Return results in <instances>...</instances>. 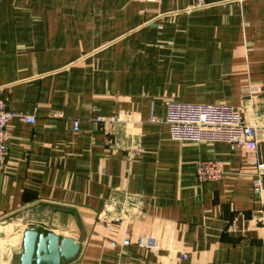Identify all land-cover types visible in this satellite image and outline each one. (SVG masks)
I'll use <instances>...</instances> for the list:
<instances>
[{"label":"crops","instance_id":"0c3cea01","mask_svg":"<svg viewBox=\"0 0 264 264\" xmlns=\"http://www.w3.org/2000/svg\"><path fill=\"white\" fill-rule=\"evenodd\" d=\"M188 5L0 0V98L16 115L0 219L31 211L28 227L75 238L60 264H264V176L256 196L247 152L172 141L163 122L175 81L201 65L217 81L204 102L235 106L264 162V0ZM207 159L225 174L199 184L195 163Z\"/></svg>","mask_w":264,"mask_h":264},{"label":"built area","instance_id":"2783aa9c","mask_svg":"<svg viewBox=\"0 0 264 264\" xmlns=\"http://www.w3.org/2000/svg\"><path fill=\"white\" fill-rule=\"evenodd\" d=\"M230 0H189L188 9L197 10L214 5H220ZM174 111V109L172 108ZM179 111L190 114V120H173L167 118L168 135L172 141L184 143H226L233 146L242 147L251 159L254 173L251 177L252 193L259 196L262 191V177L264 176V162L260 156L258 140L255 129L246 125L238 111L231 105L225 103L201 104L189 107H181ZM16 115L7 106L3 98H0V164L6 160L8 139V124ZM21 119L28 123H33V117L22 116ZM96 121H102L100 117H95ZM74 130L78 129V123H73ZM195 179L199 184L218 181L224 177V170L217 160H199L195 163ZM119 222V218L114 219ZM137 245L155 248L154 238L138 237ZM117 244L127 246L130 244L129 236H125L120 242L115 239H103V247H113ZM182 259L186 255L181 256Z\"/></svg>","mask_w":264,"mask_h":264},{"label":"rangeland","instance_id":"374dc122","mask_svg":"<svg viewBox=\"0 0 264 264\" xmlns=\"http://www.w3.org/2000/svg\"><path fill=\"white\" fill-rule=\"evenodd\" d=\"M201 71H203L201 65H187L183 70L182 79L175 81V88L177 91L178 89H180V91L179 94L166 99L164 102L163 122L165 124L167 118L183 121L191 119V117L189 116L190 114L182 113L181 111H179V108L181 107L223 103L204 102L208 100L206 94L213 89L217 81L213 79H202L201 76L209 74L203 73ZM233 107L237 110L235 106ZM172 108L174 109V111L172 110ZM238 113L241 116L243 122L246 125L253 127L256 131L255 126L252 123L246 121L239 111ZM30 213L31 211H20L17 213L9 214L6 217L0 219V264H13L14 254L19 253V250L22 247L23 233L27 229L26 227H28L30 221L35 220V218H33Z\"/></svg>","mask_w":264,"mask_h":264},{"label":"water","instance_id":"95a60500","mask_svg":"<svg viewBox=\"0 0 264 264\" xmlns=\"http://www.w3.org/2000/svg\"><path fill=\"white\" fill-rule=\"evenodd\" d=\"M80 245L71 236L59 237L29 226L23 233L22 247L14 254L13 264H60L73 258Z\"/></svg>","mask_w":264,"mask_h":264}]
</instances>
